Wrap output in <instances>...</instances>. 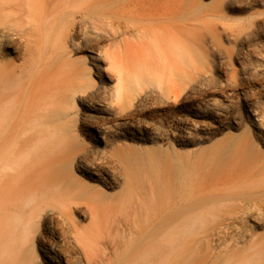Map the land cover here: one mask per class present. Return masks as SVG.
<instances>
[{
  "label": "bare ground",
  "instance_id": "obj_1",
  "mask_svg": "<svg viewBox=\"0 0 264 264\" xmlns=\"http://www.w3.org/2000/svg\"><path fill=\"white\" fill-rule=\"evenodd\" d=\"M181 3L0 0V264H264V233L255 232L264 229V210L253 212L245 196L241 209L204 222L196 192L182 198L196 174L168 169L164 214L151 218L148 202L160 184L142 166L135 192L131 160L112 163L103 150L114 119L153 95L126 90L137 80L134 41L168 38L174 58L183 56L181 41L164 32L179 21ZM146 66V80L154 79ZM217 107L191 112L220 124L228 105ZM250 112L258 129L264 116ZM82 134L95 144L85 146ZM114 187L122 193L106 194Z\"/></svg>",
  "mask_w": 264,
  "mask_h": 264
},
{
  "label": "rangeland",
  "instance_id": "obj_2",
  "mask_svg": "<svg viewBox=\"0 0 264 264\" xmlns=\"http://www.w3.org/2000/svg\"><path fill=\"white\" fill-rule=\"evenodd\" d=\"M263 17L264 0H182L179 21L170 20L164 32L181 41L183 56L174 58L168 38L134 41L137 80H128L125 87L134 96L149 91L153 98L139 111L132 107L131 116L114 119L118 123L103 150L112 163L131 160L135 192L140 191L142 166L151 183L160 184L148 202L151 218L164 214L168 194L161 182L168 169L173 174H196L191 191L186 185L181 192L182 198L196 192L204 203L200 207L204 222L211 215L221 219L241 209L244 196L253 212L264 210V124L255 128L250 112L256 108L264 116ZM172 57L181 67L180 78L171 70ZM144 65L152 68L154 79L146 80ZM138 100L136 95L134 103ZM213 105L221 110L228 105V117L220 124L213 116L195 117L191 112L192 106ZM245 138L253 152L245 151ZM79 139L87 147L95 144L84 134ZM114 189L106 194L122 193ZM143 221L144 215L139 216L136 224L143 226ZM237 226L244 230V223ZM255 232L262 234L264 229L260 226Z\"/></svg>",
  "mask_w": 264,
  "mask_h": 264
}]
</instances>
